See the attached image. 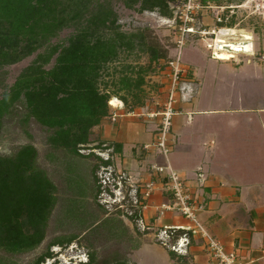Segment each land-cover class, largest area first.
I'll return each mask as SVG.
<instances>
[{
  "label": "crops",
  "instance_id": "crops-1",
  "mask_svg": "<svg viewBox=\"0 0 264 264\" xmlns=\"http://www.w3.org/2000/svg\"><path fill=\"white\" fill-rule=\"evenodd\" d=\"M206 26L203 23V28L214 31L217 37L230 34V29ZM252 36L255 57L245 55L239 63L228 62L227 69H219L222 64L207 59L199 48L190 47L185 52L184 82L191 87H184L192 93L189 100L190 92H182L185 100L178 93L166 158L154 148L143 149L154 142L158 120L131 116L124 106L112 109L93 129L97 135L90 144H103L104 151L92 149V153L113 161L106 168L121 174L129 196H138L142 185L155 178L148 173L150 164H168L189 181L192 197L202 206L197 216L206 233L228 251L235 250L244 264H264V35ZM112 112L118 115L114 121ZM92 173L93 168L91 177ZM148 203L137 229L118 216L119 238L109 240L105 258L121 264H208L203 239H192L182 256L155 243L154 233L159 228L184 227L188 222L170 211L159 217L161 208L171 204L159 186Z\"/></svg>",
  "mask_w": 264,
  "mask_h": 264
},
{
  "label": "trees",
  "instance_id": "trees-1",
  "mask_svg": "<svg viewBox=\"0 0 264 264\" xmlns=\"http://www.w3.org/2000/svg\"><path fill=\"white\" fill-rule=\"evenodd\" d=\"M113 1L0 0V71L45 48L0 97V126L5 116L21 106L26 112L24 123L31 120L51 132L47 141L54 150L82 158L81 151L91 142V131L109 115L111 98L126 90L132 97L130 112L138 109V93L147 72L140 70L132 79L127 73L134 69L123 66L119 80L113 82V90L109 91L102 80L104 70L119 62L120 56L136 51L147 55L149 65L165 59L167 53L155 42L147 41L142 32H121ZM124 5L140 13L158 11L163 17L171 16L166 0H127ZM65 30L71 31L66 44L51 45ZM52 60V66L44 69ZM119 99L124 107L128 105L125 97ZM90 155L101 163L93 167L92 173L97 197L100 189L106 192L114 187L116 179L105 170L110 165L109 158L93 155L92 149L87 154ZM37 157L32 145L19 148L11 156H0V250L8 255L40 246L57 201L56 186L38 167ZM97 169L103 170L98 182L94 178ZM126 198L121 213L136 223L141 219L140 211ZM73 237L53 240L33 264H43L54 256L51 247L66 246L76 240ZM104 259L102 264H121L105 256ZM95 263L90 258L85 264Z\"/></svg>",
  "mask_w": 264,
  "mask_h": 264
},
{
  "label": "rangeland",
  "instance_id": "rangeland-1",
  "mask_svg": "<svg viewBox=\"0 0 264 264\" xmlns=\"http://www.w3.org/2000/svg\"><path fill=\"white\" fill-rule=\"evenodd\" d=\"M126 1H113L119 30L126 34L142 32L146 36L147 41L155 42L156 46L165 51L167 55L165 59L150 65L147 55L138 51L133 52L132 55H122L119 62L109 64L106 67L102 80L108 87L107 90L112 91V84L119 80L123 66H129L134 69L133 73H127V76L132 79L137 78L140 70L146 71L147 73L145 72L146 74L143 75L144 85L140 93H138L141 98V105L138 108L148 105L151 110L160 111L165 101V74L168 72L166 64L177 53V42L180 36L183 35L182 30L184 29V16L188 0H166L170 17H163L158 11L140 13L136 9H128L124 5ZM194 3L200 7V11L196 15V21L203 22L205 26L210 24L213 27L218 26L236 30L233 35L235 39L240 38L239 31L245 35H253L252 37L264 35V0H206L205 2L195 0ZM218 20H222L223 23L219 24ZM194 27L195 31L203 28V26L201 27L198 24H195ZM206 27L208 28V26ZM70 33V30L61 32L58 37L52 40L51 45L66 44ZM226 34L229 35L228 33ZM217 39L225 38L218 36ZM206 44L201 41L198 35L189 38L187 44L181 50L182 62L184 61L185 52L190 47L199 48L201 54L207 59L216 64H222L219 69H225L232 62H240V60L245 59V54L234 53L235 60L227 62L213 60L210 57V51L206 49ZM44 49L42 47L32 56L0 71V81L2 80L3 82V87L0 88V97L14 84L20 73L32 65L37 54L44 52ZM254 63L259 64L258 61H254ZM52 64L53 60L44 69H49ZM259 87H261V84L257 86V88ZM119 97L127 99L128 105L124 107V110L126 112L130 111L131 95L127 94L126 90H123L110 100L115 99L121 102ZM108 106L110 107L109 102ZM111 110L112 108L110 107L109 112ZM113 113L115 114V112H112L111 117L114 115ZM25 114V110L19 106L15 107L9 115L4 117L0 126V156H11L19 148L32 145L38 152V167L46 173L56 186L55 199H58V201H55L48 219L46 235L40 246L19 255H8L0 250L1 263L33 264L39 256L45 254L48 245L53 240L70 239L76 236V240L66 244V246L56 245L51 247L50 253L54 256L46 259L43 264H53L55 260H59L58 262L63 260L62 263L71 261V264H85V262H89L90 258H94L95 264H102L105 260L104 254L109 246V240L114 237L119 238V226H121L119 217L123 216L121 211L124 212V209L120 210L119 202L123 203L121 198L128 196L126 185H123L125 180L123 179L121 182L123 188L120 192H117L119 190L113 192V187H110V190L106 192L100 189V194L96 197V184L90 175V169L101 163L94 156H87V154L91 149L104 151L105 147L103 144L99 142L96 145H87L86 149L81 151L84 156L82 158L73 157L62 150H54L47 141L51 132L31 120L24 123ZM91 135V137L96 138L97 134L92 130ZM103 158L107 159V157ZM109 164L113 165L114 163L111 161ZM102 171L100 169L97 174L95 173L96 177L94 178L97 182L98 176L101 175ZM117 175L121 177L118 172L113 173V177L117 181L114 184V188L119 186L116 184L119 182ZM126 199L128 200V197ZM124 219L129 221L133 227L135 225L134 228L139 224L132 223L129 218L125 217ZM80 235L85 237L80 239ZM81 261H84V263H81Z\"/></svg>",
  "mask_w": 264,
  "mask_h": 264
},
{
  "label": "built area",
  "instance_id": "built-area-1",
  "mask_svg": "<svg viewBox=\"0 0 264 264\" xmlns=\"http://www.w3.org/2000/svg\"><path fill=\"white\" fill-rule=\"evenodd\" d=\"M194 1L195 0H188L184 16L185 22L184 29L182 30L183 35L180 36V39L177 42V53L174 55L173 59L166 64L168 72L165 74V101L162 105V110L153 111L148 105H146L140 108L138 112L131 111V113H129L131 116L142 118L144 121L158 120L154 142L150 145L144 146L143 149L147 151L154 148L163 158H166L170 152L171 143L169 142V138L172 118L175 114L174 105L178 93L182 95V92H184L182 85L186 84L184 79L187 74V69L183 65L181 59V50L185 47L189 38L198 35L201 41L207 43L206 49L210 51V57L213 60L224 62L235 60L234 53H243L251 58L255 57V54L252 51V46L249 52H246L244 49L245 45L248 43L250 44L251 42L244 40L243 37L235 39L232 34H225V39H220L222 43H218L219 41L214 31H209L204 28L195 31L194 25L198 24L202 27L203 22L196 21V15L198 14L197 12L200 11V7L195 5ZM218 22H220V20H218ZM231 45L240 47L239 52L232 49ZM222 52L228 53L227 60H220L219 56H217ZM259 59L262 60L263 57L259 56ZM110 107L114 110H121L123 109V104L120 102V105L117 108ZM117 117L118 115L114 114L111 117L112 121ZM110 173L111 171H108L109 175ZM148 173L155 178L146 181L142 185L141 193L138 196L136 194L133 196H127L132 202V205L140 211L142 216V213L149 208L148 202L153 191L159 186L162 191H165L171 198V204L161 208L159 217H163L165 212L170 211L177 216L184 218L188 222V225L184 227L165 226L159 228L154 233L156 244L171 253L182 256L187 254L186 249L190 246L191 240L194 238H200L203 239L205 244V251L209 257L208 264H244L235 250L228 251L223 244L212 239L201 226L197 214L202 210V206L197 199L192 197L189 181L180 177L168 164L164 166H159L156 163L150 164L148 166ZM118 179L119 182L116 184H118V188H120L122 178L119 176ZM155 179H158L159 182L155 181ZM113 188V192L118 189L114 190ZM125 198L126 197L123 196L121 198L122 201H124ZM121 203L122 202H119V207L123 209L124 205ZM141 221L142 219H139L135 224L139 223L138 225H142ZM141 229L143 231L146 230L143 226H141ZM58 261L59 260H55L53 264H71V261H69V263H62L63 260H61V262ZM81 263H84V261H81Z\"/></svg>",
  "mask_w": 264,
  "mask_h": 264
},
{
  "label": "bare ground",
  "instance_id": "bare-ground-1",
  "mask_svg": "<svg viewBox=\"0 0 264 264\" xmlns=\"http://www.w3.org/2000/svg\"><path fill=\"white\" fill-rule=\"evenodd\" d=\"M242 8V7H240ZM232 35L235 34L234 30H230L229 31ZM242 37L244 40H248V41H252L251 39V36L249 35H245V34H242ZM218 43H222L220 39H218ZM232 46V49L236 50L239 52V48L238 46H235V45H231ZM244 49L246 50V52H249L251 50V45L248 43L245 45ZM217 56H219V59L220 60H227L228 59V53L227 52H222L221 54H218ZM109 105L112 106L113 108H117L119 105H120V102L115 100V99H112L109 101Z\"/></svg>",
  "mask_w": 264,
  "mask_h": 264
},
{
  "label": "water",
  "instance_id": "water-1",
  "mask_svg": "<svg viewBox=\"0 0 264 264\" xmlns=\"http://www.w3.org/2000/svg\"><path fill=\"white\" fill-rule=\"evenodd\" d=\"M184 85H187V86H189V87H191V85H189V84H183V85H182L183 90H184L185 92H187V90L185 89ZM187 88H188V87H187ZM189 92H190V94L187 95V93H189ZM189 92H187V93L185 94V95H187L186 100H189V99L191 98L192 89H191ZM183 95H184V93L181 95V99H182V100H185Z\"/></svg>",
  "mask_w": 264,
  "mask_h": 264
}]
</instances>
